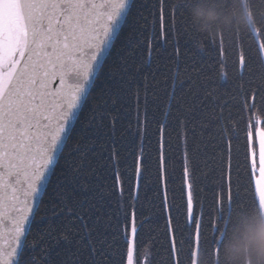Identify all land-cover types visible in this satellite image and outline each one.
I'll return each instance as SVG.
<instances>
[{
  "label": "snow or ice",
  "instance_id": "obj_1",
  "mask_svg": "<svg viewBox=\"0 0 264 264\" xmlns=\"http://www.w3.org/2000/svg\"><path fill=\"white\" fill-rule=\"evenodd\" d=\"M177 7L168 0H0V264H149L136 202L153 124L173 264L166 167L173 135L182 147L189 254L196 246L215 250L227 218L242 206L231 176L232 134L241 123L250 163L244 196L264 211V120L245 115L264 108V77L238 85L236 120L231 112L225 117L230 100L195 66L182 73L177 62L159 80L157 43H170L168 59L181 56ZM240 36L210 37L224 75L228 43L236 71L250 68L253 54ZM256 43L255 58L264 65V40ZM209 122L221 133L227 162L205 225L188 141ZM126 157L131 173L121 167Z\"/></svg>",
  "mask_w": 264,
  "mask_h": 264
},
{
  "label": "trees",
  "instance_id": "obj_2",
  "mask_svg": "<svg viewBox=\"0 0 264 264\" xmlns=\"http://www.w3.org/2000/svg\"><path fill=\"white\" fill-rule=\"evenodd\" d=\"M206 2V0H192V4L188 0H168L169 4L179 5L176 8L177 27L180 28L179 40L181 56L178 61L168 59V53L171 52L170 43H157L156 47L160 49L161 54L154 57L156 63L160 65L158 79L164 80L170 77L176 69V63L182 73L191 74L192 66L201 72L200 79L210 88L216 89V93L221 99L230 100L227 108H225V117L229 112L232 113V119L236 120V112L238 111V85L244 83L248 86L249 81L255 84L261 82L264 77V65L255 58V50L257 41L264 40V33L260 35L247 33L249 31H259L264 29V0H239L236 7L247 10L251 7L252 12H248L247 24L242 23L234 17L222 14L216 20L209 22L207 25H201L199 21L191 19L189 7L195 6L196 3ZM216 4L222 9L232 6V0L221 3V0H215ZM203 27L204 30H201ZM220 29L219 31H216ZM243 46L247 52L253 54L250 60V68L242 75L236 71L233 63L235 59V51L233 45L228 43L226 52V63L224 67V75L219 67L218 53L210 48V37H229L232 35H240ZM169 37V41H170ZM181 79H184L183 75ZM254 86V85H253ZM165 85H161V101L164 99L163 89ZM187 88V85H186ZM235 97V99H233ZM246 116L253 118L256 115L259 120H264V108L257 106L255 110ZM243 123L240 124V131L233 133L231 148V176L233 189L239 186L241 191L242 206L234 208L230 216L227 218V228L222 230L217 237L215 250L212 246L205 245L203 247L196 246L189 254V243L187 240L188 233L192 230L185 225L184 220V199L182 197V147L179 139L173 135L172 143L166 147V155L169 159L166 161L167 167V194L169 206L173 217V236L176 241L175 258L177 264H194L195 254H197L196 264H221V256L225 241L229 238L232 230L243 222L244 217L252 211L260 210L250 196H244L245 188L249 185L250 163L246 159L245 141ZM264 127V125H262ZM155 124L151 125L148 131L149 141L145 144V154L147 165L144 173V179L141 181L139 190V199L136 202L137 223L143 222L139 228V239L145 248L151 253L149 264H173V252L169 242V234L167 231L165 215L161 208L162 193L158 183L157 175V151H156V134ZM238 137V138H237ZM195 143L196 151L193 152V144ZM189 159L195 161L197 180V198L204 205L205 220L207 225V214L209 208L213 205L217 186L221 183V175L226 165L227 153L225 144L221 138V133L216 125L209 122L205 128L199 125L195 127L194 133H189ZM132 160L126 157V165L129 172L132 171ZM250 191V189H248ZM175 205L179 211L172 208ZM210 239V237H209ZM184 241L181 243V241Z\"/></svg>",
  "mask_w": 264,
  "mask_h": 264
},
{
  "label": "clouds",
  "instance_id": "obj_3",
  "mask_svg": "<svg viewBox=\"0 0 264 264\" xmlns=\"http://www.w3.org/2000/svg\"><path fill=\"white\" fill-rule=\"evenodd\" d=\"M227 0H221V3ZM239 0H232V6L222 9L215 0L196 3L189 7L191 19L207 25L222 14L234 17L247 24L248 12L255 15L254 10L236 7ZM250 3V0H248ZM191 5L192 0H188ZM201 30H204L203 27ZM217 29L216 31H219ZM221 256V264H264V211L255 210L247 214L243 222L236 226L225 241Z\"/></svg>",
  "mask_w": 264,
  "mask_h": 264
},
{
  "label": "rangeland",
  "instance_id": "obj_4",
  "mask_svg": "<svg viewBox=\"0 0 264 264\" xmlns=\"http://www.w3.org/2000/svg\"><path fill=\"white\" fill-rule=\"evenodd\" d=\"M252 119L259 121V118L256 115H254Z\"/></svg>",
  "mask_w": 264,
  "mask_h": 264
},
{
  "label": "bare ground",
  "instance_id": "obj_5",
  "mask_svg": "<svg viewBox=\"0 0 264 264\" xmlns=\"http://www.w3.org/2000/svg\"><path fill=\"white\" fill-rule=\"evenodd\" d=\"M197 256V255H196ZM196 262H197V259H196V257H195V259H194V264H196Z\"/></svg>",
  "mask_w": 264,
  "mask_h": 264
},
{
  "label": "water",
  "instance_id": "obj_6",
  "mask_svg": "<svg viewBox=\"0 0 264 264\" xmlns=\"http://www.w3.org/2000/svg\"><path fill=\"white\" fill-rule=\"evenodd\" d=\"M261 210V209H260ZM197 254H195V257H196Z\"/></svg>",
  "mask_w": 264,
  "mask_h": 264
}]
</instances>
